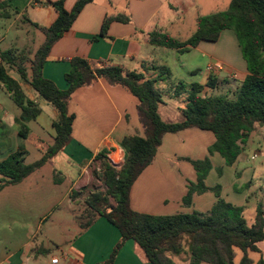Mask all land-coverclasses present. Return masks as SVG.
I'll return each instance as SVG.
<instances>
[{
	"label": "crops",
	"instance_id": "obj_1",
	"mask_svg": "<svg viewBox=\"0 0 264 264\" xmlns=\"http://www.w3.org/2000/svg\"><path fill=\"white\" fill-rule=\"evenodd\" d=\"M54 1L58 0H4L0 4V51L20 49L9 35L13 28L17 32L24 31L25 40L22 43L26 41L27 31L37 30L34 25L48 28L57 17L55 10L48 5V2ZM76 1L63 0L64 9L69 12ZM229 2L92 0L83 6L70 28L51 45L41 74L59 90H66L65 75L73 58L86 60L92 67H119L124 71L140 73L145 79L156 80L154 86L160 92L157 107L160 119L164 123L181 122L185 91L190 84L197 83V75L203 77L197 83L202 86L200 96H217L221 84L230 86L231 77L238 83L235 90L238 89L247 73L240 58V48L231 30H223L215 42L201 41L183 53L150 44L148 35L157 31L180 42L185 41L195 31L199 17L225 11ZM106 19L111 20L101 36ZM198 57L203 60L197 61ZM202 65L203 70L200 69ZM215 65H221L222 71L211 73L207 70L208 66ZM209 77L215 79L213 89L206 86ZM18 83L26 99L39 104L36 92L28 84ZM181 84L185 87L175 96ZM0 90L11 101L2 85ZM137 106L138 100L128 89L111 85L103 79H96L71 94L67 112L73 120L68 144L20 183L0 189V264H41L44 261L41 256L50 249L38 241L37 235L42 223L48 219L43 217V204L48 203L51 214H55L63 203H66L68 212L85 207L84 200L92 192L86 189L92 185L88 175L91 168L99 171L101 159L109 161L112 158L123 163L124 152L120 147L123 138L143 136ZM39 108V115L25 123L24 137L19 138V109L14 111L11 107L8 110L5 102H0V161L19 152L21 163L30 165L38 162L51 146L55 135L52 124L57 113L48 103L39 104ZM257 129L249 135L231 166H226L217 153L208 152L215 141L209 131L193 127L164 134L152 163L130 188V208L137 213L154 216L206 213L217 199L214 193H194L188 205L183 203V198L188 183H196V172L189 161L207 158L211 169L203 181L204 186H219V198L232 206L241 207L244 218L247 215L245 219L251 223L258 204L264 212V151L256 149L251 154L246 153L251 144L264 145L257 140ZM261 134L264 139V132ZM261 154V163L253 165ZM253 155L255 158H252ZM44 168L48 171L50 189L43 188L38 176L31 178ZM26 181L31 185L24 187ZM72 220L80 231L67 247L61 249L59 256L51 255L50 260L56 258V264H101L106 261L120 239L118 230L102 217H96L85 229H81V222L88 220L82 213L74 214ZM17 229L23 230L25 240L12 249L11 237ZM259 244L262 243L257 244L259 251L253 253L257 256L256 261L250 256L252 252L247 253L252 264L264 260V251ZM50 260L46 264H51ZM174 261L187 264L179 258H174ZM238 261L235 262L234 257L235 264ZM111 264L150 263L144 261L138 246L127 240Z\"/></svg>",
	"mask_w": 264,
	"mask_h": 264
},
{
	"label": "trees",
	"instance_id": "obj_2",
	"mask_svg": "<svg viewBox=\"0 0 264 264\" xmlns=\"http://www.w3.org/2000/svg\"><path fill=\"white\" fill-rule=\"evenodd\" d=\"M3 1L0 0V4ZM91 1L77 0L69 12L63 7V0L48 2L57 17L48 28L34 25L43 34L44 41L31 59L16 49L0 51V85L20 111L17 123L21 131L18 137H24L25 123L33 121L40 108L37 102L26 99L7 68L57 113L52 124L55 132L53 142L38 162L22 164L19 152L0 161V189L20 183L68 144L73 120L67 112L71 94L96 79H103L111 85L128 89L138 100L137 113L143 136L123 138L120 147L124 159L119 168L101 159L99 173L106 190L103 194L91 192L84 200V215L88 221L81 225V229L89 226L96 217H102L120 234L109 258L101 264H111L127 240L138 246L144 261L150 264H177L174 258L187 264H235V249L242 254L237 264H252L247 253H257L258 243L264 246L262 206H256L253 221L248 223L241 207L232 206L219 198V186H204L203 181L211 169L207 158L189 161L196 172V183H188L183 198V203L188 205L194 193H214L217 199L206 213L169 216L137 213L129 206V192L136 178L152 163L164 134L193 127L209 131L215 141L208 152L217 153L226 166H231L255 128H264V0H230L225 11L199 17L193 34L182 42L162 32L149 33L150 44L183 53L201 41L215 42L223 30H231L245 63L247 73L231 98L226 94L200 96L202 86L190 84L181 109L183 120L178 123H164L160 119L157 113L160 92L154 86L156 80L145 79L140 73L124 71L119 67H92L86 60L73 58L65 75L66 90H59L42 76L41 69L51 45L70 28L83 6ZM110 20L104 21L101 36ZM116 20L124 21L125 18ZM214 83L215 79L209 77L206 86L213 89ZM184 87V84L178 86L175 96ZM257 264H264V260L260 259Z\"/></svg>",
	"mask_w": 264,
	"mask_h": 264
},
{
	"label": "rangeland",
	"instance_id": "obj_3",
	"mask_svg": "<svg viewBox=\"0 0 264 264\" xmlns=\"http://www.w3.org/2000/svg\"><path fill=\"white\" fill-rule=\"evenodd\" d=\"M27 38L26 41L24 43L23 40H25V33L24 31H19L17 32L14 28L11 29L10 31V37L12 36V39L15 41L16 46H19V50L23 51L25 56H27L29 59L32 58L34 52L38 49V47L40 46V44L44 41V36L40 31L37 30H33V31H27ZM22 43V44H21ZM15 47V46H14ZM18 50V49H16ZM241 58V57H240ZM199 60H203L199 59V57L197 58V61ZM202 62V61H201ZM201 70H203L204 66H200ZM8 74L17 79L18 82H20L22 85H25V82H23L17 74H15L11 69L7 68ZM202 75H197L195 77V82L200 83L202 81ZM229 85L228 86L226 84H221L220 87L217 89V95H228L229 98L232 97V94L234 93V90L237 88L238 83L236 82V80L231 77L229 80ZM228 91V92H227ZM165 100H167L165 98ZM0 102H5V106L7 107V109L9 110L11 107L14 111H18L17 108L15 106H13V103L8 99V97L5 95L4 91L0 90ZM258 131V137L257 140H259V143H263L264 144V139L261 138L262 134L261 132H264V128L258 127L257 129ZM256 140V142H257ZM260 150V151H264V145H260L257 146L255 144H251L249 145V148L247 149L246 153L251 154L254 150ZM263 160V155L261 154L259 156L258 159H256L254 161V164H259L261 163V161ZM245 166H251V164H245ZM89 178L91 180V186L90 187H86V189H91L92 192L96 193L99 192L100 194H103L105 192V186L103 184V181L100 179V173L96 168H91V170L89 171ZM36 176H38V181L41 182V184H43V188L46 189H50L51 186H49V182H47V176H48V171L47 169H41L39 170L37 173L34 174L33 177L31 178H36ZM31 180V179H28ZM209 181L211 182L212 179H209ZM25 186H30L31 182L26 181V183H24ZM23 187V188H24ZM259 194L261 195L262 193L259 192ZM60 196V195H59ZM61 198V196L59 197V199ZM263 198V195L261 196V199ZM259 199V198H258ZM110 203L113 204L112 200H110ZM50 208V206L48 205V203H44L43 204V217L48 219L42 223L41 227L38 229L37 231V235H38V241L40 243H42V245L44 247H48L50 250L47 251V254L41 256L42 260L41 264H46L47 261L50 260L51 255H55V256H59L60 255V251L61 249H63L64 247H67L68 243H70V241L72 240V238L80 231L79 227L73 222L72 217L73 215H78L79 213H82V215L84 216V219H86L85 217V213L82 212L81 210H84L83 206L80 208V210L78 211H69L66 208V203H63L58 210L55 212V214H51L50 212H48V209ZM248 217L247 215H245V218ZM62 220V221H61ZM84 223V220H82L81 225ZM15 234L12 235L11 237V242H10V247L12 249H14V247H16L17 245L21 244L25 239L23 237V230H14ZM259 246L262 248V250L264 251V248L262 246V244H259ZM241 256V252L238 250H235V262L238 261L239 257ZM251 258L253 260L256 261L257 256L255 254H250ZM48 259V260H47ZM51 261V260H50ZM51 263V262H50Z\"/></svg>",
	"mask_w": 264,
	"mask_h": 264
},
{
	"label": "built area",
	"instance_id": "obj_4",
	"mask_svg": "<svg viewBox=\"0 0 264 264\" xmlns=\"http://www.w3.org/2000/svg\"><path fill=\"white\" fill-rule=\"evenodd\" d=\"M207 70L210 71L211 73H217V72L222 71V66L221 65L208 66ZM252 158H255V155H253ZM109 163L113 167H117V166L122 165L121 164L122 163L121 160H114L112 158L109 160ZM56 263H57V259L56 258L51 259V264H56Z\"/></svg>",
	"mask_w": 264,
	"mask_h": 264
},
{
	"label": "water",
	"instance_id": "obj_5",
	"mask_svg": "<svg viewBox=\"0 0 264 264\" xmlns=\"http://www.w3.org/2000/svg\"><path fill=\"white\" fill-rule=\"evenodd\" d=\"M38 101H39V104H42V105H43L44 103H47L43 98H39Z\"/></svg>",
	"mask_w": 264,
	"mask_h": 264
}]
</instances>
